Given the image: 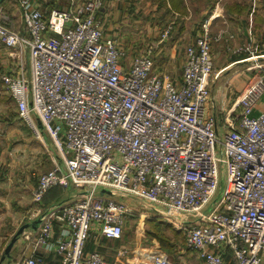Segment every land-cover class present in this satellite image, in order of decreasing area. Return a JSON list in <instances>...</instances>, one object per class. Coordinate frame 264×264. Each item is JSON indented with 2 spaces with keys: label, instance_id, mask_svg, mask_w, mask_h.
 Here are the masks:
<instances>
[{
  "label": "built area",
  "instance_id": "built-area-1",
  "mask_svg": "<svg viewBox=\"0 0 264 264\" xmlns=\"http://www.w3.org/2000/svg\"><path fill=\"white\" fill-rule=\"evenodd\" d=\"M103 6L69 0L45 16L18 0L23 31L2 23L9 15L0 7V42L27 47L30 60L28 76L5 77L6 90L19 118L37 136L38 120L62 160L38 175L34 200L53 186L75 187L73 198L40 214L34 243L57 253L61 264H108L87 249L90 229L97 224L104 237L119 238L131 197L184 228L186 246L204 264H226L225 248L235 264H264V72L250 75L236 98L240 110L219 129L208 103L216 75L211 44L220 34L203 24L186 45L176 84L154 71V46L125 64L121 36L107 35L96 17ZM221 182V196L204 213ZM148 257L150 264H173L164 253ZM38 261L29 254L19 264Z\"/></svg>",
  "mask_w": 264,
  "mask_h": 264
},
{
  "label": "crops",
  "instance_id": "crops-1",
  "mask_svg": "<svg viewBox=\"0 0 264 264\" xmlns=\"http://www.w3.org/2000/svg\"><path fill=\"white\" fill-rule=\"evenodd\" d=\"M28 1L45 16L53 9H66L69 4V0ZM136 2L104 0L96 17L104 21L107 35L123 37L142 28V46L154 45V71L176 84L182 79L186 45L203 31V24L211 34L224 30L221 40L211 44L212 58L218 61L213 71L218 76L212 80L217 87L210 92L208 103V113L216 118L218 128H223L225 120L233 119L240 110L236 98L247 79L254 71L264 72V48L257 43L264 45V0H182L178 10L171 8L168 1L161 7L157 0H142L135 7ZM0 7L9 15V20L3 22L12 30L23 31L18 0H0ZM169 25L168 35L161 39ZM252 40L256 46L244 50ZM20 72L30 74L28 48L6 47L0 42V264H19L29 254L39 258L37 264H61L57 253L34 243L38 224H33L41 213L73 198L75 187L71 183L66 187L53 186L39 201L34 200L38 175L54 163L62 164V160L57 151L50 149V137L40 122L35 118L37 136L18 116L16 103L6 90L5 77ZM263 105L261 101L259 107ZM252 113L257 114L258 109ZM126 203L121 236L106 238L93 224L88 250H99L108 264H150L147 258L151 253H165L173 264H204L195 250L186 246L184 228H148L146 223L163 222L162 215L139 199L126 197ZM13 236L15 241L6 252ZM223 258L226 264H235L228 248L223 249Z\"/></svg>",
  "mask_w": 264,
  "mask_h": 264
},
{
  "label": "rangeland",
  "instance_id": "rangeland-1",
  "mask_svg": "<svg viewBox=\"0 0 264 264\" xmlns=\"http://www.w3.org/2000/svg\"><path fill=\"white\" fill-rule=\"evenodd\" d=\"M142 4V0H137V2H136V5H135V7L136 6H138V5H141ZM138 11H140V8L138 9ZM139 17H142V12H140V14H139ZM141 26H142V24H141ZM223 33H224V30H220V31H218V32H216V34H220V39L219 40H221V38H222V36H223ZM161 35V34H160ZM219 40H217V41H219ZM257 40V39H256ZM121 42H122V45L124 46V47H126L127 48V50H128V53H127V56H126V58L124 59V62H125V64H128L129 62H130V60L134 57V56H136V55H138V54H141V53H144V51L146 50V48L148 47V46H142V28H139V32H137L136 34H126V35H124L123 37L121 36ZM255 40L253 41H251V42H249V44H247L246 46L249 48V49H251V48H254L256 45H255ZM259 45H261V47L262 48H264V45H262V43L263 42H257ZM149 46H154V45H149ZM215 59V58H214ZM213 62H214V65H216V63H218V61L217 60H213ZM173 75V74H172ZM223 75V74H222ZM218 76V74H217V72H216V75L215 74H213L212 75V77H211V80H210V92L211 91H215L216 90V88H215V86H216V84L215 85H212V83H213V81H214V79L213 78H215V77H217ZM213 80V81H212ZM217 80V79H216ZM220 81L218 80L216 83H219ZM217 87V86H216ZM261 101H264V95L262 96V98H261ZM262 107V106H261ZM24 129L27 131V129H26V127H24ZM49 139V138H48ZM50 140H51V138H50ZM48 141V143H49V145H50V149L51 150H53V151H57V153H58V150L56 149V147H55V145L53 144V142H52V140L51 141ZM54 165V164H53ZM222 188H223V182H221L220 183V185H219V188H218V191H217V194H216V196H215V198L212 200V201H210L204 208H203V212L204 213H207L208 211H210L213 207H214V205L216 204V201L219 199V197L221 196V193H222ZM100 194H102V195H109V193L108 192H106V191H101L100 192ZM155 212H157V214H158V211H156L155 210ZM170 213H172L171 215H177L178 217H180V218H182V219H185V220H187V219H189L190 218V216H188V215H186V214H183V213H180V212H170ZM192 220H194L193 218H191ZM153 222V223H152ZM152 222H150V223H146L147 225H148V228H174L173 227V225H171L170 223H167L166 221H163V222H161V223H158V222H156V221H152ZM151 254H154V255H156L155 253H151ZM165 254V253H164ZM149 255V254H148ZM149 258V257H148ZM147 258V259H148Z\"/></svg>",
  "mask_w": 264,
  "mask_h": 264
},
{
  "label": "trees",
  "instance_id": "trees-1",
  "mask_svg": "<svg viewBox=\"0 0 264 264\" xmlns=\"http://www.w3.org/2000/svg\"><path fill=\"white\" fill-rule=\"evenodd\" d=\"M166 1H168L170 3L171 8L178 10L180 9L179 4L182 2V0H157L158 4L161 6H165L166 5ZM166 10V9H165ZM2 23L8 27H11V25H9L7 22H3ZM161 239V238H159Z\"/></svg>",
  "mask_w": 264,
  "mask_h": 264
},
{
  "label": "water",
  "instance_id": "water-1",
  "mask_svg": "<svg viewBox=\"0 0 264 264\" xmlns=\"http://www.w3.org/2000/svg\"><path fill=\"white\" fill-rule=\"evenodd\" d=\"M38 223H39V219H37V220L35 221V224H33V225L36 226ZM21 231H22V228H20V229L18 230V233L21 232ZM15 238H16V236H13V237L11 238L10 242H9L8 245L6 246V249H5L6 252H8V250H9L10 247L12 246L13 242L15 241Z\"/></svg>",
  "mask_w": 264,
  "mask_h": 264
}]
</instances>
